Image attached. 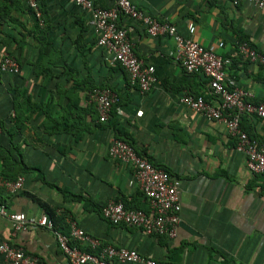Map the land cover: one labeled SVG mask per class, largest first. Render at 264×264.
I'll return each mask as SVG.
<instances>
[{
    "label": "crops",
    "instance_id": "obj_1",
    "mask_svg": "<svg viewBox=\"0 0 264 264\" xmlns=\"http://www.w3.org/2000/svg\"><path fill=\"white\" fill-rule=\"evenodd\" d=\"M93 1L109 9L118 0ZM38 2L41 18L25 5L17 9L11 0H0V6L13 7L9 17L0 18V49L21 67L17 76L0 74V144L29 168L21 192L0 189V207L36 220L50 217V210L60 219L61 234L69 235L76 222L103 245L136 250L160 264H264V175L250 173L223 124L180 103L190 94L216 105L209 80L176 62L172 38L150 37L142 24L123 19L135 54L156 69V85L143 93L98 46L88 12L72 0ZM133 2L160 23L174 25L182 37L190 38L193 24L192 38L231 59L229 78L254 103H264V63L245 60L238 51L247 43L264 57L263 9L231 0ZM97 88L118 94L106 123L99 122L91 99ZM241 126L252 139L264 141V120L244 116ZM118 135L180 182L181 222L174 239L147 236L104 218L112 200L144 206L133 168L109 157ZM0 240L39 264H69L55 233L44 228L14 234L12 222L0 215Z\"/></svg>",
    "mask_w": 264,
    "mask_h": 264
},
{
    "label": "built area",
    "instance_id": "obj_2",
    "mask_svg": "<svg viewBox=\"0 0 264 264\" xmlns=\"http://www.w3.org/2000/svg\"><path fill=\"white\" fill-rule=\"evenodd\" d=\"M38 18H41L38 0H25ZM77 7L89 13V23L97 34V44L110 55L111 64H119L130 76L131 82L146 93L156 85L158 78L154 66L146 65L134 52L129 38V29L121 25L123 19L142 24L150 37L167 36L176 44V62L189 74H201L209 80V95L218 101L213 105L204 96L185 94L180 103L202 114L209 121L223 124L229 135L236 139V150L247 158V167L253 175H264V141L252 139L241 126L244 116L264 120V103H254L252 95L239 89L229 78L227 68L231 59L224 58L214 47H204L192 37L196 27L189 26L190 38L178 34L174 25L160 23L140 11L133 0H118L109 9L98 7L93 0H72ZM234 5L248 2L264 10V0H231ZM223 43L219 47L222 48ZM240 56L252 62L264 63L263 55L249 44L238 47ZM21 73L17 59L0 49V74L16 76ZM96 105L99 122L106 123L113 107L118 103V94L110 89H96L91 94ZM109 157L134 170L138 186L149 199V212L127 209L120 201H109L103 210L104 218L112 225H125L142 230L147 236L174 239L181 222L180 182L164 169L155 167L138 155L136 150L120 139H114L109 147ZM25 187V178L10 181L0 176V189L17 194ZM0 215L13 225L14 234L29 228H44L55 233L60 250L69 264H160L146 259L138 251L103 245L83 231L76 222H71L70 234L59 233L54 221L43 216L28 219L23 213H10L0 207ZM90 248L93 253L83 248ZM0 255L5 264H39L37 258L6 241L0 240Z\"/></svg>",
    "mask_w": 264,
    "mask_h": 264
},
{
    "label": "trees",
    "instance_id": "obj_3",
    "mask_svg": "<svg viewBox=\"0 0 264 264\" xmlns=\"http://www.w3.org/2000/svg\"><path fill=\"white\" fill-rule=\"evenodd\" d=\"M11 5H14V7L17 8V9H18V7H22L23 8V6L25 5L26 8L29 10V12L31 14H33L35 17H37L36 13L32 9H30V7H28V5H27L25 0H16V2H14V0H11ZM11 5L4 4V5L0 6L1 7L0 8V18L5 20L7 18V16L9 17V14H10L12 8H13ZM41 11H42V9L40 7V12ZM37 28H39L38 24H37ZM39 42H41V40H39ZM41 53H42V51H41ZM41 56L42 55H40L39 61L41 60ZM97 89H101V88H97ZM94 90H96V89H94ZM17 118L18 117L16 116L15 120ZM17 121H19V118H18ZM3 130H5V129L3 128ZM5 131H7V130H5ZM8 133L11 134V130H9ZM118 137H119L120 140H122L119 135H118ZM124 142L128 143L130 146H132L136 150V148L134 147V145L131 142H129V141H124ZM3 150L4 149L2 148V145L0 144V164L3 166V168L0 170V176L2 178H4V179L10 180V181H15L19 177H23L25 175V173L28 172L29 168L26 167V165L21 161V159L13 160L11 155L9 153L3 152ZM136 152L138 153L137 150H136ZM138 155L143 157L139 153H138ZM19 157H20V155H19ZM143 158H145V157H143ZM145 159L148 160L151 164H153L149 159H147V158H145ZM153 165L155 167H158L155 164H153ZM158 168H160V167H158ZM164 170L167 171L172 176V174L168 170H166V169H164ZM141 196L144 197V200H143L144 206L143 207H133V206H130V204H125L124 202L123 203L125 204L127 209H140V210H143L145 212H149V206H150L149 199L146 197V195L143 192H141ZM117 201H119V200H117ZM47 213L50 216V218L54 221L55 228H56L57 223H59L58 220H60V219H58L55 216V214L53 212H51L50 210H47ZM115 226H117V225H115ZM160 238H165V237H160ZM83 249L87 250L90 253L94 252L93 250H91L90 248H87V247L83 248ZM0 264H5L4 257L2 255H0Z\"/></svg>",
    "mask_w": 264,
    "mask_h": 264
}]
</instances>
